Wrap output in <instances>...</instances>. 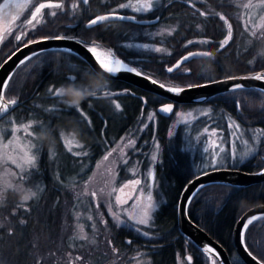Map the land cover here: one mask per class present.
<instances>
[{"label":"trees","instance_id":"1","mask_svg":"<svg viewBox=\"0 0 264 264\" xmlns=\"http://www.w3.org/2000/svg\"><path fill=\"white\" fill-rule=\"evenodd\" d=\"M54 1L59 2V7L41 9L43 21L26 30L19 40L11 33L0 42V62L28 41L61 35L118 57L166 86L184 87L219 77L264 71V51L259 48L261 41L252 39L247 32L248 39L243 38L240 22L234 14L236 7L226 0L228 3L223 0H159L156 3L153 0V10L147 13H136L127 7L114 9L123 3L132 4L134 0ZM207 3L222 11L224 18L214 12L200 11L206 10ZM107 12L135 16L136 19L89 24L93 18ZM164 25L171 26L169 33L152 37L145 33L147 28ZM148 44H155L160 51L153 50ZM193 49L210 51L215 64L205 56L193 58L172 72L167 71L179 56ZM71 75L76 77L73 82L77 86L90 89L96 95L85 99L79 110L69 108L61 96L56 95L62 84L73 83L67 80ZM96 80H107L108 87L101 83L99 88L102 90L98 91L93 84ZM240 90L244 93L238 97L241 108L250 109L253 120L264 127V94L253 91V88ZM4 96L15 101L16 105L0 121L10 117L15 121L33 119L37 132L46 137L53 134L52 144L56 149H59L57 145L61 146L60 130L75 132L91 149L86 156L90 163L97 161L104 150L116 146L128 129L136 126L139 117L147 109L154 110L158 101L163 99L120 80L104 79L77 55L55 49L38 52L18 65L5 86ZM248 120L252 122V119ZM163 124L166 126L165 122ZM162 140L165 142L164 155L179 159L181 164L179 170L171 163L165 164L170 178L164 185L170 188L174 184L175 191L172 192L171 188V192H162L165 201L155 210L152 237L140 238L121 229H108L104 238L120 241L123 249L126 247L124 240L129 239L127 251L145 250L150 264H174L176 258L184 254L195 255L194 264H207L203 251L177 229L175 218L180 193L178 184L183 177L193 173L190 156L175 137ZM47 147L41 145L34 172L29 175V180L21 181L22 188L18 191L7 188L4 192L0 203V264H92L84 256L92 252L94 245L98 248L102 243L97 240L79 247L73 243L69 225L73 219L68 201L71 195L65 192L62 184L63 180L67 181L65 177L70 171L63 173L61 167L62 161L70 164L72 157L64 151L66 155L60 157L61 162L56 157L54 162ZM100 151L103 152L100 154ZM261 161L257 159L254 170L264 166ZM182 168L187 175L180 174ZM37 177L43 185L42 189L41 185L35 189L37 195L28 201L15 200L23 188L34 186ZM262 187L208 184L187 205L190 219L225 248L231 264H244L232 245L233 225L249 206L264 200ZM243 241L246 248L264 262V216L247 225ZM104 248L113 253L109 250L111 247L104 245Z\"/></svg>","mask_w":264,"mask_h":264},{"label":"rangeland","instance_id":"2","mask_svg":"<svg viewBox=\"0 0 264 264\" xmlns=\"http://www.w3.org/2000/svg\"><path fill=\"white\" fill-rule=\"evenodd\" d=\"M38 1L29 0L25 6H10L4 12L0 11V42L11 33L18 40V36L21 38L26 30L43 21L44 12L42 10L35 15V18L30 16ZM197 1L207 2L206 0ZM226 1L231 2L236 7L234 14L240 22L243 38H247V32L252 39L260 40L261 46L259 43V48L264 51V0ZM138 2H143V0H134L132 4L137 5ZM121 5H126V3L120 4L114 9L121 8ZM200 11L206 14L214 12L224 18L222 11L211 8L208 3L206 10ZM170 30V25L155 26L147 28L145 33L152 37L157 34L169 33ZM148 45L153 50L159 49L155 44ZM91 48L95 47L91 46ZM94 52H97L96 49ZM102 56H105V54H102ZM106 57L109 56L106 55ZM204 110L205 107L201 105H196L193 108H181L173 116L171 132L178 125L186 123L189 118H194ZM154 118L153 111H148L143 116L141 127L137 130L136 135L140 134L142 128L149 121H154ZM34 121L33 119L15 121L11 117L0 121V203L3 201L2 197L7 188L18 191L22 188L21 181L29 180V175L34 172L33 170L36 167L41 145L48 146L50 159H53L54 162H56L55 157L61 162L60 157L65 156L66 152L70 154L72 159L70 164L63 161L61 163L63 173L70 171L69 175L65 177L67 181L63 180L62 184L65 186V192L68 191L71 195L68 201L73 215V219L69 223L71 226L70 233L74 238L73 243L79 247L80 244L97 240L102 241L98 248L94 245L92 252L86 253L84 256L92 264H150L149 259L145 256L147 255L145 250L142 251L137 248L134 251H127L130 246L127 240H124L126 243L123 242V245L126 246L123 249L120 248L122 245L120 241L105 240L104 236L109 231L108 229L114 231L121 229L140 238L148 239L152 237L151 230L155 227L153 222L155 210L160 203L165 201L162 192H150L152 185L154 189L157 187L156 182L151 185V175L148 171L154 164L153 155L158 157L160 152L161 146L158 139L156 151L152 150L150 153L149 149L136 148L134 134H129L125 139L118 140L116 146L104 150L105 152L97 161L90 163L86 156L91 149L79 139L75 132L60 130L58 135L61 146L57 145L59 149H56L53 147L55 144H52L55 139L53 134L49 133V136L46 137L44 133L37 132L33 127ZM44 127L47 128V125H44ZM245 129V126H242L240 133H234V137L231 139L232 152H230L228 146L222 155H215V151L208 153L207 156L203 152L199 153L200 160L197 161L199 167L202 169L209 167L215 169L216 167L226 166L228 163L240 162L251 156L256 151L259 143L260 131L254 127H249V132L246 133ZM172 135L174 133L169 136ZM182 138L185 146H187L190 143V138L186 130L182 131ZM123 141H126L124 145H122ZM102 152L100 151V154ZM139 153L145 154L144 156L150 159V164L141 166L139 160L136 159ZM26 156H35L34 163H26ZM148 162L149 160L146 163ZM54 178L59 179L55 174ZM135 181H139V183H135ZM40 185V179L37 177L31 189L35 191ZM42 188L43 185H41ZM149 196H151V200H149ZM117 197H119V201H117ZM18 199L21 200L20 194L16 196L15 200L18 201ZM149 204L155 206V210L150 212L149 224L135 223L136 220L142 217L144 209ZM124 231L121 233H124ZM104 245L111 247L109 250H112L113 253H108ZM78 255L81 257L83 254ZM184 256H179L174 264H189ZM208 264H212L211 260H208ZM214 264L217 263L214 262Z\"/></svg>","mask_w":264,"mask_h":264},{"label":"water","instance_id":"3","mask_svg":"<svg viewBox=\"0 0 264 264\" xmlns=\"http://www.w3.org/2000/svg\"><path fill=\"white\" fill-rule=\"evenodd\" d=\"M18 1L22 0H1L0 9H3L11 2L15 3ZM41 3L45 5H57L59 2L54 0H41L34 7L33 11L31 12V16L37 14L35 9L39 7ZM100 16H106L108 19L103 21L97 20V22H105L121 19L120 17H127L123 14L108 12L97 17ZM97 17L93 18L92 20L96 19ZM55 37L57 36L44 37L28 41L14 49L0 62V119L16 105L15 101L8 100L4 96L5 86L16 67L20 65L22 61L38 52L53 49L64 50L77 55L95 73L105 79L120 80L144 91L162 97L166 100V103L159 105L157 107V112L163 116H168L171 114L173 110V104L201 103L214 94L229 91L228 89L233 84H241L243 88L264 89V79H254V77L258 75L264 76V71H258L253 74L229 76L184 87L166 86L149 75H146L132 67L122 59L106 54V52L103 50L95 48L97 52H103L102 54L109 56V58L105 57L104 60L109 61L108 64H110V67L120 68V70L115 73H108L102 67L101 62L95 55V52L90 50L92 49L90 45L84 44L69 36H62L65 37L64 39H55ZM207 55H209V52L206 50H189L179 56L173 62V64L169 66V68L175 70L177 67L193 58L205 57ZM117 60L121 61L122 64L117 65ZM125 66L129 69L134 68L135 72L125 70ZM205 84L208 86H200ZM173 89L181 91H172ZM5 105H7L6 109ZM166 105L172 106V110L170 112L161 111V109ZM262 173H264V168L255 172H245L231 168H216L205 171L193 177L185 184L177 200L176 223L178 230L187 238H189L200 250H202L208 258L213 257V259L216 260L218 264H231L229 255L225 248L219 242L213 239L203 228L197 225L196 222L190 219L187 213V204L194 196L198 186H206L213 183L248 186L264 181V174ZM262 216H264V203L254 205L246 209L238 217L233 225L231 236L232 245L237 256L244 264H261L262 262L246 248L243 241V232L247 225L253 220Z\"/></svg>","mask_w":264,"mask_h":264},{"label":"flooded vegetation","instance_id":"4","mask_svg":"<svg viewBox=\"0 0 264 264\" xmlns=\"http://www.w3.org/2000/svg\"><path fill=\"white\" fill-rule=\"evenodd\" d=\"M28 1L29 0H22V1L15 2V3L11 2L6 7H4L3 9H0V11L4 12L10 6H14V7L25 6ZM0 2H1V0H0ZM36 4H35V6H36ZM34 7H33V9H34ZM33 9H32V11H33ZM30 16H31V13H30ZM1 17H3V16H1ZM5 17L6 16H4L3 18H5ZM208 52H209V55H207V57L209 58L211 63L215 64V61L213 59L211 52L210 51H208ZM243 75H246V74H243ZM71 76H73V75H71ZM221 78H225V77H219V78H215L212 80H217V79H221ZM108 80H115V79H108ZM208 81H210V80H208ZM131 86H133V85H131ZM242 89H246V88H242ZM131 94L134 97L137 96V94H134L132 92H131ZM242 94H244V93L241 90H238L236 93H233L230 91H224V92L217 93V94H214V95L208 97L207 99H205L201 103L173 104V110H172L171 114L168 116H163L157 112V107L161 104L166 103L165 99H161L158 101V104L155 105L154 110L147 109L145 111V113L139 117V122L136 124V126L128 129L126 134H124L119 140L125 139L129 134H131V135L134 134V137L136 139V148L141 149V150L149 149V152L151 153L152 150H154V152L156 151L157 139H158L159 144L161 146L160 152L158 154V157H156V159L154 160L153 167L151 169H149V171H148L151 175L150 176L151 185L154 184L153 182H156L157 187L154 189L153 185L152 186L150 185L152 187L150 189V192H171V188H172V192L175 191L174 184L170 185L171 186L170 188L166 187L164 185V182L168 183L167 180H168V178H170V174H169L170 171L167 169L165 164L171 163L174 165V167H176L177 170H179L181 162L179 159H176L173 157H168V156L164 155L165 142H163L162 138H165V137H175L179 141L178 143L181 144L182 149L186 150L190 156L191 169H192L193 173L191 176H188L185 178L183 177V180L180 182V184H178V187H179L178 192H181V190L183 189L185 184L189 180H191L193 177H195V176H197V175H199L205 171L214 169V168H210V167L202 169L199 167V165L197 164V161L200 160V154L202 152L204 154H206V156L208 153H212L213 151H215L214 152L215 155H217V154L222 155L223 151L226 150V148L228 146H229L230 152H232L231 148L233 149V145H231L232 144L231 139L234 137V133H236V132L240 133V131H241L240 128L242 126H245V128H246L245 132L246 133L249 132V130H248L249 127H254V128H256V130L260 131V140H259V143L257 145L256 151L251 156H249L248 158H246L240 162L228 163L226 166L216 167V168H231V169H238V170L245 171V172H255V171H259L262 168H264V166H262L261 168L254 170V165L257 164V159H260L264 162V127L261 124L257 123V120H253L252 112L250 109L241 108L240 98L238 99V97L241 96ZM234 96L237 97L236 102L233 99ZM237 103L239 104V109L237 107ZM196 105H201L202 107H205V110L202 111L200 114H197L194 118H189V121H187L186 123H184V124L182 123V124L178 125L176 127V129L173 130V132H171V124L173 123V119H174L173 116L175 115V113H177L178 110H180L181 108H183V109L188 108V107L193 108ZM148 111H153L154 116H155L154 121H149L144 126V128H142L140 134L137 136L136 132L141 127V122L143 121V116ZM248 118L252 119V122H250L248 120ZM163 122L166 123V126L163 124ZM183 130H186V132H188V135L190 138V143L187 146H185V142L182 138V131ZM172 133H174V135L169 136ZM257 133H258V131H257ZM193 137H194V140L192 141ZM227 138H228V140H227ZM125 142L126 141H123L122 145H124ZM144 155L145 154H143V153H139L137 155V158H136L137 160H139V164L141 166H143L144 164H150V159ZM141 156H144V157H141ZM148 160H149V162L146 163ZM184 173H186V175H187V172L186 171L184 172V168H182V171L180 174H184ZM139 174H140V172H139ZM169 182H170V180H169ZM170 183H172V182H170ZM252 185L264 187V181H262L260 183L251 184L248 186H252ZM248 186H239V187H248ZM260 203H264V200L262 199L260 201H257L254 204H252L251 206H249L248 208H250L254 205L260 204ZM175 218H176V216H175ZM127 240H129V239H127ZM184 255H185L184 256L185 260L189 264H194V262L197 260V257L195 255H193V256L190 254H184ZM145 256L149 259L148 255H145ZM179 256H182V255H179ZM179 256L176 258V261L178 260ZM189 257H191V259H189ZM205 257L207 260V264H208V260H211L212 264H214V262L217 263V261L214 260L213 257H211L212 259L208 258L206 255H205Z\"/></svg>","mask_w":264,"mask_h":264},{"label":"snow or ice","instance_id":"5","mask_svg":"<svg viewBox=\"0 0 264 264\" xmlns=\"http://www.w3.org/2000/svg\"><path fill=\"white\" fill-rule=\"evenodd\" d=\"M84 2L87 3V0H84ZM156 3H159V0H156ZM46 6L47 7H59V5H45V4L41 3L39 5V7H37L35 9V12L36 13H39L41 11V9L45 8ZM125 7H127V8H133L136 13H147V12L153 10V0H143V2H138L137 5H133L131 3L126 4V5H121V8H125ZM33 18H35V14L33 15ZM120 18L121 19H131V20H135L136 19L135 16H132V17H120ZM106 19H108V17H106V16H100V17H97L96 19L90 21V24H93L94 25V24L97 23V20L103 21V20H106ZM230 36H231V33H229V38H230ZM64 38L65 37H62V36L55 37V39H64ZM17 39L19 40L20 37L18 36ZM189 43H192V42L190 41ZM224 43L226 44L227 43V40H225ZM90 50L91 51H95V48H92ZM156 51H160V49H156ZM21 63H23V61ZM116 64L117 65H121L122 62L119 61V60H117L116 61ZM101 65H102V67L108 73H115V72H117V71L120 70V68H118V67H110L107 64H103L102 61H101ZM125 70L135 72V69L134 68L129 69V68H126V66H125ZM167 71L168 72H172V69L169 68V69H167ZM75 79H76L75 76H69V77H67V80L69 82H73V81H75ZM254 79H264V76L258 75L256 77H254ZM200 86L201 87H207L208 85L205 84V85H200ZM242 88H243V86L241 84H238L237 83V84H233L228 90L230 92L236 93L238 90H240ZM172 91H177L178 92V91H181V90L173 89ZM253 91L260 92V93L264 94V89H253ZM56 95L57 96H60L59 88L56 90ZM105 95H111V93H105ZM92 97L95 98L96 95H93ZM233 99L235 100V102L237 101V97L236 96H234ZM74 107L77 110H79V106H74ZM237 107L239 109V104L238 103H237ZM6 108H7V105H5V109ZM69 108H72V107H69ZM171 110H172V106L171 105H166V106H164V108L161 109V111H163V112H170ZM25 159H26V163L32 164L35 161V156H26ZM152 159L153 160L156 159L155 155H153ZM262 174H264V173H262ZM135 183H139V181H135ZM203 187L204 186H198L197 189H196V191H195V193H194V195L197 194V193H199L200 189L203 188ZM149 200H151V196H149ZM117 201H119V197H117ZM154 210H155V206L153 204H149L144 209L142 217L140 219L136 220L135 223L141 224V225H148L149 224V219H150V212L151 211H154ZM189 259H191V257H189ZM261 264H264V262H261Z\"/></svg>","mask_w":264,"mask_h":264},{"label":"clouds","instance_id":"6","mask_svg":"<svg viewBox=\"0 0 264 264\" xmlns=\"http://www.w3.org/2000/svg\"><path fill=\"white\" fill-rule=\"evenodd\" d=\"M103 83L104 87H108V81H93L94 86L97 87V90L100 91L102 89L99 88V85ZM60 96L62 98V102L69 107L79 106L85 99L90 96H93V93L90 89H85L77 86V84L68 83L62 84L59 87ZM20 198L23 201H28L29 199L35 197L37 195L36 191L32 189H23L20 193Z\"/></svg>","mask_w":264,"mask_h":264},{"label":"bare ground","instance_id":"7","mask_svg":"<svg viewBox=\"0 0 264 264\" xmlns=\"http://www.w3.org/2000/svg\"><path fill=\"white\" fill-rule=\"evenodd\" d=\"M95 55H96V57L98 58V60H99L100 62L102 61L103 64L110 65V64H108L109 61L104 60V58H105L106 56H102V54L97 53V52H95ZM107 58H109V57H107ZM211 259H212V258H211Z\"/></svg>","mask_w":264,"mask_h":264}]
</instances>
